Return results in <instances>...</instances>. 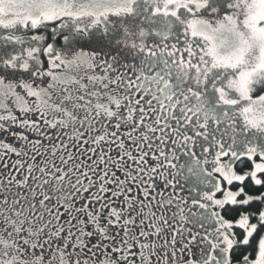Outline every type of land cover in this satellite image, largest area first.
Instances as JSON below:
<instances>
[{"label": "snow or ice", "instance_id": "6c2138e0", "mask_svg": "<svg viewBox=\"0 0 264 264\" xmlns=\"http://www.w3.org/2000/svg\"><path fill=\"white\" fill-rule=\"evenodd\" d=\"M0 135V264H264V0H0Z\"/></svg>", "mask_w": 264, "mask_h": 264}, {"label": "flooded vegetation", "instance_id": "af4514ba", "mask_svg": "<svg viewBox=\"0 0 264 264\" xmlns=\"http://www.w3.org/2000/svg\"><path fill=\"white\" fill-rule=\"evenodd\" d=\"M84 50H85V51H89L90 49H88V48L86 47ZM102 58H103V57H102ZM78 74H79V73H78ZM88 74L90 75V74H93V73L89 72ZM95 74H97V75L100 74V69H99V68L96 69V73H95ZM83 75H85V73H82V74H81V76H83ZM84 82L87 83V80L85 79ZM47 83H48V78H45V79H44V86H46ZM89 87H91V85H89ZM54 98H55V95H54ZM29 102H32L31 99L29 100ZM9 104H10V103H9ZM10 105H11V104H10ZM13 107H14V105H13ZM17 114H18V113H17ZM29 135L31 136L30 133H29ZM0 138H3V139H5V140H10V139H11L10 136H2V135H0Z\"/></svg>", "mask_w": 264, "mask_h": 264}, {"label": "rangeland", "instance_id": "374dc122", "mask_svg": "<svg viewBox=\"0 0 264 264\" xmlns=\"http://www.w3.org/2000/svg\"><path fill=\"white\" fill-rule=\"evenodd\" d=\"M82 73H84L83 71H81L78 75H81ZM13 78H11V77H8V78H6V80H12ZM13 82H15L14 80H13ZM31 99V98H30ZM8 103H10L11 105H12V100L10 99L9 101H8Z\"/></svg>", "mask_w": 264, "mask_h": 264}]
</instances>
